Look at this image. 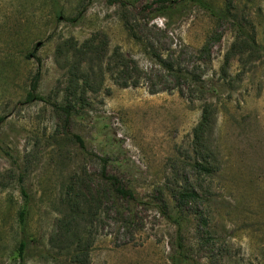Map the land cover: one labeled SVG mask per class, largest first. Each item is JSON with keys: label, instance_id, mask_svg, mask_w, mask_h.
Listing matches in <instances>:
<instances>
[{"label": "rangeland", "instance_id": "1", "mask_svg": "<svg viewBox=\"0 0 264 264\" xmlns=\"http://www.w3.org/2000/svg\"><path fill=\"white\" fill-rule=\"evenodd\" d=\"M165 1L0 0V264L66 261L72 199L90 264H264V0Z\"/></svg>", "mask_w": 264, "mask_h": 264}, {"label": "trees", "instance_id": "2", "mask_svg": "<svg viewBox=\"0 0 264 264\" xmlns=\"http://www.w3.org/2000/svg\"><path fill=\"white\" fill-rule=\"evenodd\" d=\"M160 1L161 5L159 9H157L156 18L162 17L164 19H169L173 16H175L178 12L182 11L184 6H174L173 4L168 5L165 0H158ZM120 2V1H119ZM186 4H193L199 7H202L206 10H210L209 5L204 0H185ZM124 7H126L128 4L125 2H120ZM133 32V30H130ZM135 39H137L136 35L134 36ZM160 58V57H159ZM159 64L164 66V68L167 69V71L173 72L172 65H169L166 63L165 60L159 59ZM137 72V73H136ZM122 76L119 80H117L118 84H120L122 87L127 88L130 86L138 87L140 85V73H138V70H134L132 67L130 61L123 59L122 61ZM135 76V77H134ZM121 80V81H120ZM37 81H38V75L35 81L32 85V91L28 95V99L32 101L35 98V92L37 89ZM68 115H71L70 111H66ZM212 107L206 105L203 109V115L202 120L200 122V125L196 131H198V136H203L204 133L207 132L211 128L212 125ZM200 132V133H199ZM74 139L76 143H78L81 147V149H85V143L83 139L75 135ZM105 163H107L106 160H104ZM103 180L105 184H107V190L110 197H116L122 201H130L134 199V191L130 188H128L121 180L115 175H107L106 169H104L103 172ZM23 194L26 198H28V195L25 191H23ZM182 198H188L193 197L195 195L190 196V193H183L181 194ZM78 199H72L69 202V208L70 213H68V217L66 220H63L60 224V233L56 236V238H53L51 240V243L53 242H63V246L60 248L62 250H67L66 254V261H60L59 259H56V263L54 264H90V252L92 248V242L87 236V229L89 228V223L85 222V216L87 215V211L84 206H81L79 202H77ZM27 216L28 211L27 209H24L20 213V226L22 230V234L25 236L26 234V223H27ZM170 219H173V217H170ZM174 223L176 225L180 226L179 220H175ZM57 248V247H55ZM182 246L180 245V252L177 254L178 262L179 264H183V258L184 255L181 251ZM27 253V242L25 239H23L20 242L19 245V257L21 264H24L25 257ZM185 262V261H184Z\"/></svg>", "mask_w": 264, "mask_h": 264}]
</instances>
